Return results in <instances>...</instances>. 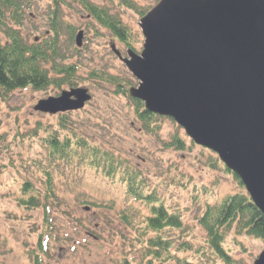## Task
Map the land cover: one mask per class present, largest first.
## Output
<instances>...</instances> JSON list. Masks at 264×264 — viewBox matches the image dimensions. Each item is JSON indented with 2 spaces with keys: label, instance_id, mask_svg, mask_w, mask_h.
Instances as JSON below:
<instances>
[{
  "label": "rangeland",
  "instance_id": "1",
  "mask_svg": "<svg viewBox=\"0 0 264 264\" xmlns=\"http://www.w3.org/2000/svg\"><path fill=\"white\" fill-rule=\"evenodd\" d=\"M130 1L136 7L123 0L60 1L55 18L57 53L45 63L52 82L0 97V240L5 245L0 248V264H34L39 240L49 231L42 255L45 264H179L183 259L253 264L264 249V242L235 226L224 230L226 258L207 242L198 222L206 206L246 190L214 151L196 144L173 118L139 116L142 110L129 95L139 80L110 45L114 43L122 57L129 48L139 53L144 42L139 12L149 11L158 0ZM21 4L22 22L17 27L23 40L42 43L52 38L53 1ZM89 4L116 15L125 25L128 42L99 23ZM79 30L83 39L77 47ZM67 67L71 75L64 70ZM77 87L91 95L83 108L55 114L34 109L40 99ZM52 134L60 140L80 138L119 156L142 173L143 191L153 192L168 212L179 214L182 226L164 228L166 241L156 247L158 233L147 225L151 211L147 202L129 197L120 176L107 178L83 164L76 153L64 159L50 155L46 139ZM69 145L73 151L75 144ZM35 195L40 200L37 206L22 203L24 197Z\"/></svg>",
  "mask_w": 264,
  "mask_h": 264
},
{
  "label": "water",
  "instance_id": "2",
  "mask_svg": "<svg viewBox=\"0 0 264 264\" xmlns=\"http://www.w3.org/2000/svg\"><path fill=\"white\" fill-rule=\"evenodd\" d=\"M138 24L140 53L110 45L139 80L129 95L217 153L264 215V0H159ZM61 91L34 109L78 110L91 98L85 87Z\"/></svg>",
  "mask_w": 264,
  "mask_h": 264
},
{
  "label": "trees",
  "instance_id": "3",
  "mask_svg": "<svg viewBox=\"0 0 264 264\" xmlns=\"http://www.w3.org/2000/svg\"><path fill=\"white\" fill-rule=\"evenodd\" d=\"M52 1L55 7L51 15L53 19L51 22L52 38L50 37V40L45 38L42 43L36 42V39L32 43H28L23 40L17 27L22 22L21 0H0V97L8 96L9 92L18 88L32 87L40 89L52 82L45 63H48L52 59V55L57 53L56 39L59 26L55 18L59 7L58 3L62 0ZM123 3L129 7H136L130 0H123ZM88 10L99 23L112 31L114 36H117L121 42H128L129 36L126 34L125 25L121 24L116 15H110L103 9H98L91 4H89ZM145 12V10H142L139 13L142 16ZM69 68L67 67L64 70L68 75H71ZM134 100L138 108L142 110L139 112V116L143 120L153 117L159 118L157 115L143 109V103L140 100ZM174 140L176 141L175 144L180 142L177 137ZM46 141L51 147L49 150L50 155L62 156L64 159L69 154L76 153L83 164L97 168L107 178L120 176L122 182L126 185V194L129 197L131 196L134 200L142 198L145 203L147 202L146 205L151 210L147 218V225L152 231L155 230L158 233L154 239L156 247L161 242L166 241L162 237L163 234H161L164 228H180L182 226L179 214L168 212L153 192L143 191L142 173L131 167L119 156L102 151L97 145L88 144L80 138L74 141L69 140L68 137L60 140L52 134ZM70 142L72 145L75 144L73 151L72 146L69 145ZM43 171L47 175L50 174L49 169L45 168ZM236 178L238 179L237 176ZM239 182L242 185L240 180ZM49 186L52 187L51 182H49ZM39 201L37 195H35L34 197H24L22 203L34 207L39 204ZM221 201L214 206H206L203 215L198 220L207 234V242L211 244L217 254L224 258L227 257L222 248V241L225 235L224 230L232 226L264 242V215L261 210L256 208L248 193L242 190L236 192V194L226 196ZM44 207L47 208L46 205ZM121 217L126 219L127 214L123 212ZM49 235L50 231L39 240V253L41 254L38 253L34 256V264H45L42 255L46 254L45 249L49 243ZM3 245L4 243L0 240V248H4L5 245ZM179 264L198 263L183 259Z\"/></svg>",
  "mask_w": 264,
  "mask_h": 264
}]
</instances>
